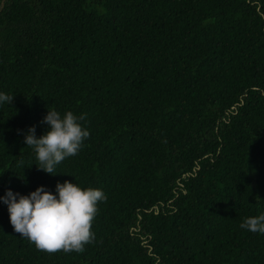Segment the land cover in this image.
<instances>
[{
    "label": "trees",
    "instance_id": "16d2710c",
    "mask_svg": "<svg viewBox=\"0 0 264 264\" xmlns=\"http://www.w3.org/2000/svg\"><path fill=\"white\" fill-rule=\"evenodd\" d=\"M2 2L0 197L69 181L107 200L82 253H48L0 199V264H264L240 227L264 214V0ZM49 108L90 133L56 174L25 144Z\"/></svg>",
    "mask_w": 264,
    "mask_h": 264
},
{
    "label": "clouds",
    "instance_id": "9594fccd",
    "mask_svg": "<svg viewBox=\"0 0 264 264\" xmlns=\"http://www.w3.org/2000/svg\"><path fill=\"white\" fill-rule=\"evenodd\" d=\"M13 97L0 93V103H11ZM85 118V115L77 116L72 111L61 116L49 108L42 121L49 130L37 137L35 126L28 129L25 144L34 149L38 168L56 174L59 163L78 154L83 141L90 136L80 123ZM0 199L8 206L14 231L26 237L37 249L48 253H82L85 245L95 239L92 222L97 215V203L106 201L107 196L100 189H82L76 183L65 181L57 183L56 194L41 185L28 195L8 189ZM240 227L264 234V214L247 217Z\"/></svg>",
    "mask_w": 264,
    "mask_h": 264
},
{
    "label": "water",
    "instance_id": "95a60500",
    "mask_svg": "<svg viewBox=\"0 0 264 264\" xmlns=\"http://www.w3.org/2000/svg\"><path fill=\"white\" fill-rule=\"evenodd\" d=\"M2 6H4V0H3V2H2Z\"/></svg>",
    "mask_w": 264,
    "mask_h": 264
}]
</instances>
